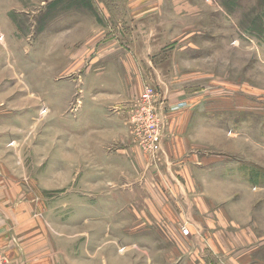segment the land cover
<instances>
[{
	"label": "rangeland",
	"instance_id": "rangeland-1",
	"mask_svg": "<svg viewBox=\"0 0 264 264\" xmlns=\"http://www.w3.org/2000/svg\"><path fill=\"white\" fill-rule=\"evenodd\" d=\"M0 264H264V0H0Z\"/></svg>",
	"mask_w": 264,
	"mask_h": 264
},
{
	"label": "crops",
	"instance_id": "crops-1",
	"mask_svg": "<svg viewBox=\"0 0 264 264\" xmlns=\"http://www.w3.org/2000/svg\"><path fill=\"white\" fill-rule=\"evenodd\" d=\"M194 105H192V103L187 107V110H186V112L182 115V118H181V120L183 121V123H184V125L185 126H187V119H188V123L189 124H191V122L193 121V119H194ZM200 111V110H199ZM187 118V119H186ZM183 123H182V125H183ZM177 124H179V121H178V123ZM182 125H179V127L178 126H176V128H177V133H181V131H183L184 130V128H182ZM187 129V128H186ZM177 138H180V139H182L183 141H185V136L184 135H182V134H177ZM122 154H124V153H122Z\"/></svg>",
	"mask_w": 264,
	"mask_h": 264
},
{
	"label": "built area",
	"instance_id": "built-area-1",
	"mask_svg": "<svg viewBox=\"0 0 264 264\" xmlns=\"http://www.w3.org/2000/svg\"><path fill=\"white\" fill-rule=\"evenodd\" d=\"M140 118H141V121H142V116Z\"/></svg>",
	"mask_w": 264,
	"mask_h": 264
}]
</instances>
